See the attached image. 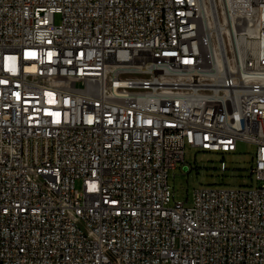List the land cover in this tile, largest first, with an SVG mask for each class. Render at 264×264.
<instances>
[{
  "label": "built area",
  "instance_id": "obj_1",
  "mask_svg": "<svg viewBox=\"0 0 264 264\" xmlns=\"http://www.w3.org/2000/svg\"><path fill=\"white\" fill-rule=\"evenodd\" d=\"M0 264H264V0H0Z\"/></svg>",
  "mask_w": 264,
  "mask_h": 264
},
{
  "label": "rangeland",
  "instance_id": "obj_2",
  "mask_svg": "<svg viewBox=\"0 0 264 264\" xmlns=\"http://www.w3.org/2000/svg\"><path fill=\"white\" fill-rule=\"evenodd\" d=\"M57 25L61 24L62 17L55 18ZM256 146L239 142L237 152L222 154L211 153L200 149L187 147L185 161L177 169L169 173V187L174 194L171 206L174 203H185L192 207L195 190L201 187L212 188H249L256 186L251 175V168L255 162ZM222 164L226 170L221 169ZM188 167V170L184 169ZM77 189H81L80 183Z\"/></svg>",
  "mask_w": 264,
  "mask_h": 264
},
{
  "label": "water",
  "instance_id": "obj_3",
  "mask_svg": "<svg viewBox=\"0 0 264 264\" xmlns=\"http://www.w3.org/2000/svg\"><path fill=\"white\" fill-rule=\"evenodd\" d=\"M184 170L186 171V168Z\"/></svg>",
  "mask_w": 264,
  "mask_h": 264
}]
</instances>
